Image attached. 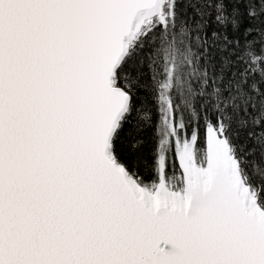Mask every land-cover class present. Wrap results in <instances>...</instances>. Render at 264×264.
I'll return each instance as SVG.
<instances>
[{"label": "snow or ice", "instance_id": "snow-or-ice-1", "mask_svg": "<svg viewBox=\"0 0 264 264\" xmlns=\"http://www.w3.org/2000/svg\"><path fill=\"white\" fill-rule=\"evenodd\" d=\"M0 264H264V0H0Z\"/></svg>", "mask_w": 264, "mask_h": 264}]
</instances>
